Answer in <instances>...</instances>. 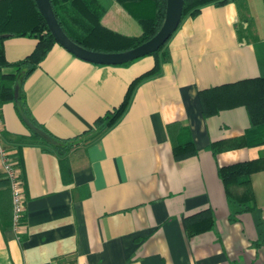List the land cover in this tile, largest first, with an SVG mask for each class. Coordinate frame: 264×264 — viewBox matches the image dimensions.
Returning <instances> with one entry per match:
<instances>
[{"label": "crops", "instance_id": "0c3cea01", "mask_svg": "<svg viewBox=\"0 0 264 264\" xmlns=\"http://www.w3.org/2000/svg\"><path fill=\"white\" fill-rule=\"evenodd\" d=\"M101 1L106 26L141 33L116 0ZM37 42L6 39L7 61L24 59ZM155 67L101 132L96 120ZM0 73L17 77L19 99L0 105V126L26 197L15 231L0 160V264H264V169L251 174L255 208L242 213L218 173L264 157V144L214 153L210 144L242 136L251 116L245 105L205 115L201 97L264 76V0L207 4L183 19L157 54L124 64L89 62L56 43L29 76L15 66ZM174 122L188 128L195 154L175 156ZM65 140L72 145L62 154ZM205 210L212 227L193 232L188 217Z\"/></svg>", "mask_w": 264, "mask_h": 264}, {"label": "trees", "instance_id": "16d2710c", "mask_svg": "<svg viewBox=\"0 0 264 264\" xmlns=\"http://www.w3.org/2000/svg\"><path fill=\"white\" fill-rule=\"evenodd\" d=\"M50 1L59 23L73 41L91 50L102 52L125 51L152 38L163 25L167 6V0H116L142 28L140 34L128 35L112 29L102 22L107 9L101 0ZM232 1L184 0L182 20L188 16L199 14L203 6L207 4L222 6ZM24 36H33L37 39L38 42L33 52L20 61H7L4 48L5 40ZM56 43L58 42L50 31L35 0H0V67L15 66L20 72H24V77H27L37 69ZM165 45L166 43L160 49ZM158 52L159 50L152 54ZM156 70L157 67L134 79L121 104L96 120L95 126L101 132L112 127L123 115L137 83L154 74ZM16 82V76L0 73V105L9 100L19 99L15 94ZM201 94L205 115L216 114L223 109L237 105H245L251 116L252 126L242 136L212 142L209 148L214 153L223 149L264 144V76L212 87L202 91ZM173 127H176L180 134L179 138L174 140L175 156L184 158L195 154L197 150L188 128L180 122H174ZM71 145L66 140L60 141L58 148L64 154ZM261 169H264V157L218 168L227 194L240 207L241 213L250 212L255 208L251 174ZM233 186L242 187V193H233L231 190ZM9 193L11 195V191ZM208 218L207 210H205L188 217L187 224L193 232L204 231L213 225V218L210 220ZM12 220L13 205L11 226ZM192 222H194V226Z\"/></svg>", "mask_w": 264, "mask_h": 264}, {"label": "water", "instance_id": "95a60500", "mask_svg": "<svg viewBox=\"0 0 264 264\" xmlns=\"http://www.w3.org/2000/svg\"><path fill=\"white\" fill-rule=\"evenodd\" d=\"M56 41L75 56L97 64L119 65L158 51L179 27L184 0H167L166 14L159 31L144 43L120 52H102L86 48L73 41L64 31L50 0H35ZM17 92V89H16ZM17 96V94H16Z\"/></svg>", "mask_w": 264, "mask_h": 264}, {"label": "built area", "instance_id": "2783aa9c", "mask_svg": "<svg viewBox=\"0 0 264 264\" xmlns=\"http://www.w3.org/2000/svg\"><path fill=\"white\" fill-rule=\"evenodd\" d=\"M1 124V118H0ZM2 129L0 126V160L5 176L8 180L13 205L12 229L18 231L23 225V217L26 208V197L24 181L21 177L18 166L2 142Z\"/></svg>", "mask_w": 264, "mask_h": 264}, {"label": "rangeland", "instance_id": "374dc122", "mask_svg": "<svg viewBox=\"0 0 264 264\" xmlns=\"http://www.w3.org/2000/svg\"><path fill=\"white\" fill-rule=\"evenodd\" d=\"M102 2V1H101ZM103 3V2H102ZM106 7H107V5L105 4V3H103Z\"/></svg>", "mask_w": 264, "mask_h": 264}]
</instances>
